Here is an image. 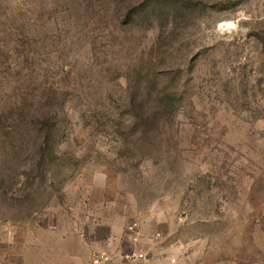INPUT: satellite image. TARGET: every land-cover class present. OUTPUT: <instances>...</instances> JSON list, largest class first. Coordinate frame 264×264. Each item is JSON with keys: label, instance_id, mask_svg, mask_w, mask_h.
<instances>
[{"label": "rangeland", "instance_id": "374dc122", "mask_svg": "<svg viewBox=\"0 0 264 264\" xmlns=\"http://www.w3.org/2000/svg\"><path fill=\"white\" fill-rule=\"evenodd\" d=\"M111 211L264 264V0H0V264Z\"/></svg>", "mask_w": 264, "mask_h": 264}, {"label": "crops", "instance_id": "0c3cea01", "mask_svg": "<svg viewBox=\"0 0 264 264\" xmlns=\"http://www.w3.org/2000/svg\"><path fill=\"white\" fill-rule=\"evenodd\" d=\"M102 214L100 221L96 219L90 224L79 221V226L76 222L70 224L63 220L61 226L51 223L54 229H48V264H90V255L94 250L116 253L118 257L114 264H130L119 258V254L131 245L126 231L128 219L113 211ZM141 228V239L136 249L146 252L148 258L136 264H172L169 257H164L156 247L154 234L157 230L152 222H141Z\"/></svg>", "mask_w": 264, "mask_h": 264}, {"label": "built area", "instance_id": "2783aa9c", "mask_svg": "<svg viewBox=\"0 0 264 264\" xmlns=\"http://www.w3.org/2000/svg\"><path fill=\"white\" fill-rule=\"evenodd\" d=\"M141 223L131 222L126 226V231L130 235L131 245L121 254L119 258L130 264H136L147 260L148 254L136 249V244L141 239ZM160 238V233L154 234V240ZM118 255L108 250H94L90 255V264H114ZM175 259H170V263H174Z\"/></svg>", "mask_w": 264, "mask_h": 264}]
</instances>
